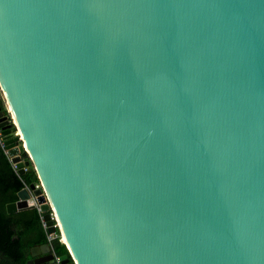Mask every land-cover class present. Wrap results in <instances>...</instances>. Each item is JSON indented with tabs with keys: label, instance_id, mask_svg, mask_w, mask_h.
Listing matches in <instances>:
<instances>
[{
	"label": "water",
	"instance_id": "95a60500",
	"mask_svg": "<svg viewBox=\"0 0 264 264\" xmlns=\"http://www.w3.org/2000/svg\"><path fill=\"white\" fill-rule=\"evenodd\" d=\"M0 89L28 264H264V0H0Z\"/></svg>",
	"mask_w": 264,
	"mask_h": 264
},
{
	"label": "trees",
	"instance_id": "16d2710c",
	"mask_svg": "<svg viewBox=\"0 0 264 264\" xmlns=\"http://www.w3.org/2000/svg\"><path fill=\"white\" fill-rule=\"evenodd\" d=\"M0 104L4 114L9 116L1 90ZM22 156L29 164L26 170L20 173L6 150L0 148V264H28L32 248L47 242L51 243L58 256L69 255L67 246L60 240L58 230L56 237L49 239L42 219L43 213L38 207L8 211V205L18 200V192L21 189L32 183H40L30 158L27 154Z\"/></svg>",
	"mask_w": 264,
	"mask_h": 264
},
{
	"label": "built area",
	"instance_id": "2783aa9c",
	"mask_svg": "<svg viewBox=\"0 0 264 264\" xmlns=\"http://www.w3.org/2000/svg\"><path fill=\"white\" fill-rule=\"evenodd\" d=\"M10 122L12 123V120H11V119H10ZM16 134H18V132H17ZM0 142H1V144H2V147L5 149V146L3 145V141L0 140ZM5 150H6L7 154H8L7 149H5ZM23 160H25V159L23 158ZM13 165H14V167L16 168L15 164H13ZM16 169H17V168H16ZM25 170H26V169H25ZM36 185L39 186V187H41V184H40V183H39V184H36ZM31 203H34V205H35L36 207H38V209L41 211V204H39V203L36 201V199H34L33 202H31ZM41 212H42V211H41ZM52 216H53V215H52ZM42 219H43V216H42ZM54 219H55V218H54ZM43 223H44V226L47 228V226H46L44 220H43ZM55 225H57V223H55ZM54 237H56V234H55V233H53V234H49V239H53ZM60 240L63 242L61 236H60ZM56 259H57L56 264H60V262H59V260H58V257H57Z\"/></svg>",
	"mask_w": 264,
	"mask_h": 264
},
{
	"label": "rangeland",
	"instance_id": "374dc122",
	"mask_svg": "<svg viewBox=\"0 0 264 264\" xmlns=\"http://www.w3.org/2000/svg\"><path fill=\"white\" fill-rule=\"evenodd\" d=\"M1 90V89H0ZM2 97H3V99H4V103H5V105H6V108H7V102H5V97H4V95H3V93H2ZM8 109V108H7ZM9 117H10V119H12V117H11V115H9ZM24 154H27V153H24ZM27 156H28V154H27ZM29 157V156H28ZM38 175V174H37ZM41 184V183H40ZM57 233V232H56ZM55 233V234H56Z\"/></svg>",
	"mask_w": 264,
	"mask_h": 264
},
{
	"label": "bare ground",
	"instance_id": "6f19581e",
	"mask_svg": "<svg viewBox=\"0 0 264 264\" xmlns=\"http://www.w3.org/2000/svg\"><path fill=\"white\" fill-rule=\"evenodd\" d=\"M41 177H42V175H41ZM44 185H45V183H44Z\"/></svg>",
	"mask_w": 264,
	"mask_h": 264
}]
</instances>
